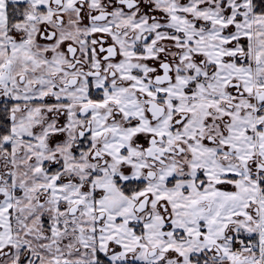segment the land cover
Here are the masks:
<instances>
[{
    "label": "snow or ice",
    "instance_id": "obj_1",
    "mask_svg": "<svg viewBox=\"0 0 264 264\" xmlns=\"http://www.w3.org/2000/svg\"><path fill=\"white\" fill-rule=\"evenodd\" d=\"M0 264H264V0H0Z\"/></svg>",
    "mask_w": 264,
    "mask_h": 264
}]
</instances>
